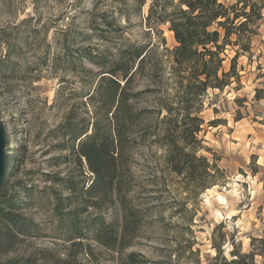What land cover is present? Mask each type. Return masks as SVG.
Returning a JSON list of instances; mask_svg holds the SVG:
<instances>
[{
  "label": "rangeland",
  "instance_id": "rangeland-1",
  "mask_svg": "<svg viewBox=\"0 0 264 264\" xmlns=\"http://www.w3.org/2000/svg\"><path fill=\"white\" fill-rule=\"evenodd\" d=\"M153 1L139 7L135 0H0V54L14 44L20 59L14 71L6 63L0 67L5 189L19 192L25 201L22 211L37 222L41 235L26 241L23 251H64L67 232L53 210L54 195L63 200V210L73 208L78 204H70L64 179L74 177L80 187L91 178V173H80L68 143L54 132L71 105L82 111L80 91L90 85L72 67L83 63L98 69L80 53L96 54L107 69L118 67V61L135 65V51L146 52V74L133 82V90L142 93L132 104L135 114L151 105L146 91L153 86L150 67L160 72L165 48L176 44L168 23L147 20ZM235 49L226 46V70ZM236 71L237 80L205 94L203 147L197 155L221 171L203 191L187 189V181L163 165V150L147 135L145 115L135 119L122 199L100 209L89 207L81 215L91 218L102 210L106 219L126 215L130 223V245L120 253L93 243L97 262L128 264L125 255L134 251L146 260L142 264H219L232 259L233 252H252L255 263L264 264V9L249 51L236 59ZM74 90L78 96L71 94ZM47 174L63 180L54 183Z\"/></svg>",
  "mask_w": 264,
  "mask_h": 264
},
{
  "label": "trees",
  "instance_id": "trees-1",
  "mask_svg": "<svg viewBox=\"0 0 264 264\" xmlns=\"http://www.w3.org/2000/svg\"><path fill=\"white\" fill-rule=\"evenodd\" d=\"M135 1L139 7L145 2ZM263 9L264 0H154L147 20L155 18L159 23H168L176 44L165 48L160 72L150 67L148 78L153 86L146 91L151 105L140 114H135L132 101L142 91H134L133 82L136 75L146 74V52L135 51V65L118 61V67L107 69L96 54L80 53L98 69L92 70L83 63H79V69L72 67L73 72L90 79V85L85 83L80 91L82 111L71 105L54 130L62 142L68 143L67 149L80 173H91L89 182L80 187L74 177L63 181L70 190V204H78L75 207L63 210V200L54 195L53 210L67 232L64 239L68 243L63 252L49 247L22 250L26 241L41 236L40 229L22 211L25 201L19 192L5 189V157L0 184V264H100L94 255V242L118 253L130 245L126 215L120 220L106 219L102 210L101 215L91 218L81 215L89 207L100 209L107 202L122 199L129 177V143L135 119L142 115L149 122L147 135L163 150V165L181 175L189 184L187 189L203 191L214 185L221 170L205 156L197 155L203 147L199 134L204 123L200 113L205 94L209 88L223 90L238 79L236 59L239 53L249 51L250 39L257 34L263 19ZM227 45L236 49L226 70L223 61ZM16 47L11 44L0 54V67L6 63L14 71L19 66ZM71 94L78 96L79 91ZM216 120L208 123L217 125ZM46 176L54 183L63 180L54 174ZM135 222V226L140 224ZM232 255V259L223 258L219 264H256L252 252ZM124 259L128 264L146 261L134 251H129Z\"/></svg>",
  "mask_w": 264,
  "mask_h": 264
},
{
  "label": "water",
  "instance_id": "water-1",
  "mask_svg": "<svg viewBox=\"0 0 264 264\" xmlns=\"http://www.w3.org/2000/svg\"><path fill=\"white\" fill-rule=\"evenodd\" d=\"M5 137H4V128L0 122V184L4 176L5 170Z\"/></svg>",
  "mask_w": 264,
  "mask_h": 264
}]
</instances>
